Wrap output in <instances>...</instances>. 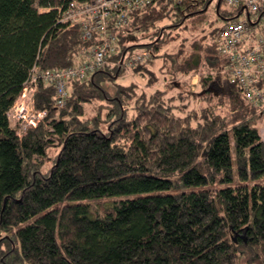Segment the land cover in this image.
Here are the masks:
<instances>
[{"label":"trees","instance_id":"1","mask_svg":"<svg viewBox=\"0 0 264 264\" xmlns=\"http://www.w3.org/2000/svg\"><path fill=\"white\" fill-rule=\"evenodd\" d=\"M90 1L0 0V264H264V185L208 188L232 180L233 160L243 182L264 175L255 127L264 107L222 79L216 28L167 51L170 32L199 35L207 0H154L125 27L110 23L117 52L109 64L69 81L62 107L54 86L37 78L32 103L44 117L25 130L10 118L34 75L70 67L96 45V35L85 41L62 21ZM136 33L151 40L152 58L133 70L161 59L170 77L197 73L210 103L190 108L187 99L200 96L189 90L169 99L158 89L132 99L135 85L109 92L103 83L114 86ZM94 103L98 115L88 119ZM97 200L113 202L96 215Z\"/></svg>","mask_w":264,"mask_h":264},{"label":"built area","instance_id":"2","mask_svg":"<svg viewBox=\"0 0 264 264\" xmlns=\"http://www.w3.org/2000/svg\"><path fill=\"white\" fill-rule=\"evenodd\" d=\"M154 0H91L82 6L72 5L62 17V21L73 23L80 29L81 38L91 40L98 37L87 55L76 60L62 70H47L37 73L23 86L19 101L12 107L13 121L20 123L21 130L36 126L44 117V111L34 109L32 96L37 78L52 84L55 88V107H62L67 97V83L85 80L95 71L103 69L110 57L117 52V38L110 31V23L116 29L128 22L132 12L140 11ZM176 3H193L195 0H174ZM213 2L222 12L221 27L217 29L213 43L219 57L224 60L222 74L228 82L236 84L248 104L264 107V0H207L206 8ZM222 4L234 10L229 13L221 9ZM216 12V11H215ZM152 58L150 51H144L128 58L119 65L134 68Z\"/></svg>","mask_w":264,"mask_h":264},{"label":"rangeland","instance_id":"3","mask_svg":"<svg viewBox=\"0 0 264 264\" xmlns=\"http://www.w3.org/2000/svg\"><path fill=\"white\" fill-rule=\"evenodd\" d=\"M179 4H182V2H180ZM215 4H216V2H213V4L209 8L205 9L206 12H204L203 16L200 18V21L197 22V25H199L200 28L203 29V27H204L206 29L205 31L200 32V29L198 27V29L195 32H193L194 35L195 34L197 35V32H198L199 35L197 37H193V35H191L190 33H187V32H181V34L177 37V34L179 33V31L170 32L173 40H171L169 42L170 44L168 45L169 47L167 48V51H169V54L176 52V48L179 45V43L182 41L183 38L186 40L187 45L189 43L193 42V40H195V39H196V41H198V43H200V42H203V38H204L203 36L205 33H209L210 32L209 30H211V29H215V28L219 29L221 27L222 22H221V19L218 17V15L215 12L216 8H217V5H215ZM221 9H226L229 13L234 12V10L232 8L227 7L224 4H222ZM169 20L170 19L163 20L161 23H158V26H167L169 24ZM128 23H129V19H128V22L125 25H123V27H125ZM169 31H171V29H166L167 35H168ZM167 35L165 37H167ZM135 39H136L135 41L126 42V44H124L126 46H130V45L134 46L133 48H131L126 53L124 63L127 61V59L131 55L140 54L144 51H148V47L145 46L151 42V40L148 37H142L140 33H136ZM163 50H164V48H162L161 51H163ZM88 57L89 56L86 55V58H88ZM163 63H164V61H162L161 59H157L151 64H145L146 66L144 67V70H141L140 74H138V72L133 70L132 68L127 69L124 66H122V67L120 66L121 69L114 76V78H115L113 80L114 86L107 84V82H104L103 86L107 90L109 89L112 92L114 90L117 91L120 87L130 88V87H133V85H135L133 87V88H136L135 91L134 92L129 91L133 95L132 99L135 97V94L138 96L143 90L144 91H150V90L158 89L159 91H162V90L166 91V93H164V94H166L167 99L171 98V96H176L179 91L186 94L187 91L189 90L190 92H197V94H199V96H200V98H188L187 99L186 103H188L190 108H192L193 106H199V105H205V104L208 105L210 103L206 99H201L202 96L200 94L202 92L201 91L202 89H199V87H198V74L197 73H195V74L192 73L189 75H177L176 77H170L168 74L166 75L165 73H163V71H164V67H163L164 64ZM75 64H76V62L73 65H75ZM221 72H222V70L220 71V74H221ZM165 75H166V77H165ZM221 77L225 81V79H224L225 77L223 74H221ZM150 78H156L155 82L148 84L147 82L150 80ZM176 81L179 82L177 85L174 84ZM127 90H129V89H127ZM18 101H19V97L16 99L13 106ZM212 101L214 103L213 98H212ZM107 103H108V107H109V104L111 102H107ZM178 104H179L178 102L175 103V105H178ZM85 108H86L85 117L88 119L93 118L94 116L98 115L99 103H94L92 105H86ZM105 110H107V108L102 110V113H101L102 115L105 113ZM11 112H12V109H11ZM11 112H10V116H11ZM10 118H12V117H10ZM255 127L257 128L260 135L262 137H264V115L261 118V120L257 124H255ZM232 157L234 158L233 146H232ZM48 167H49V164H45L42 167L41 171H45ZM254 184L264 185V175L257 180H249V181L243 182V181L239 180V178L237 176V168H236L235 161L233 160L232 180L230 182L223 183V184L215 183V184L208 186V188H224V187L236 188V187H240V186H244V185H246L248 187H252ZM187 190L188 189H185V188L179 189V191H187ZM112 202H113L112 200H97V201L90 202V206L92 208V213H94L96 215L100 214V208L101 207H108Z\"/></svg>","mask_w":264,"mask_h":264},{"label":"water","instance_id":"4","mask_svg":"<svg viewBox=\"0 0 264 264\" xmlns=\"http://www.w3.org/2000/svg\"><path fill=\"white\" fill-rule=\"evenodd\" d=\"M217 8H218V4H217ZM216 8V14L218 13V9ZM218 15V14H217Z\"/></svg>","mask_w":264,"mask_h":264},{"label":"flooded vegetation","instance_id":"5","mask_svg":"<svg viewBox=\"0 0 264 264\" xmlns=\"http://www.w3.org/2000/svg\"><path fill=\"white\" fill-rule=\"evenodd\" d=\"M210 6H208L207 8H209ZM207 8H205V9H207Z\"/></svg>","mask_w":264,"mask_h":264}]
</instances>
